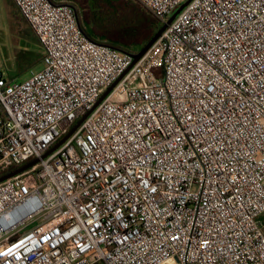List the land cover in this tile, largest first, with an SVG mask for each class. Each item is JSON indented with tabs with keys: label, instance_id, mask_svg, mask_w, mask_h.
Returning a JSON list of instances; mask_svg holds the SVG:
<instances>
[{
	"label": "built area",
	"instance_id": "built-area-1",
	"mask_svg": "<svg viewBox=\"0 0 264 264\" xmlns=\"http://www.w3.org/2000/svg\"><path fill=\"white\" fill-rule=\"evenodd\" d=\"M12 1L45 68L0 70V174L39 160L0 184V264H264V0H193L135 64Z\"/></svg>",
	"mask_w": 264,
	"mask_h": 264
},
{
	"label": "trees",
	"instance_id": "trees-1",
	"mask_svg": "<svg viewBox=\"0 0 264 264\" xmlns=\"http://www.w3.org/2000/svg\"><path fill=\"white\" fill-rule=\"evenodd\" d=\"M68 1L77 3L75 6L80 14L81 28L91 41L106 43L122 52L142 50L164 26L157 16L136 0ZM27 25L29 36L26 39V54H31L32 60L28 62V57H24L26 62L20 63L23 71L31 70L35 65L43 63L44 59V48L32 27ZM22 167L13 166L0 174V177Z\"/></svg>",
	"mask_w": 264,
	"mask_h": 264
},
{
	"label": "rangeland",
	"instance_id": "rangeland-1",
	"mask_svg": "<svg viewBox=\"0 0 264 264\" xmlns=\"http://www.w3.org/2000/svg\"><path fill=\"white\" fill-rule=\"evenodd\" d=\"M76 5L68 0H58ZM137 1V0H136ZM138 2V1H137ZM20 15V14H19ZM21 19V20H20ZM21 15L16 16L4 0H0V70L9 81L25 82L31 72H39L44 64H37L31 70L23 71L20 63L31 61V54H26L29 28Z\"/></svg>",
	"mask_w": 264,
	"mask_h": 264
},
{
	"label": "water",
	"instance_id": "water-1",
	"mask_svg": "<svg viewBox=\"0 0 264 264\" xmlns=\"http://www.w3.org/2000/svg\"><path fill=\"white\" fill-rule=\"evenodd\" d=\"M193 0H188L185 4H183L176 12L175 14L164 24L163 28L155 35V37L149 42V44L144 47L142 50H140L137 54H134V64L137 63L148 51L149 49L154 45V43L162 36V34L167 30V28L169 27V25H171V23L179 16V14L192 2ZM120 81V80H119ZM116 82L99 100V102L97 103V105L94 107V109L112 92V90L116 87V85L119 83ZM93 109V110H94ZM91 113V112H90ZM90 113L88 115H90ZM88 115L83 118V120H81L79 122V124L70 132V134H68L66 137H64L60 143L55 146L50 152H48L46 155L43 156V158L48 157L51 153H53L55 150H57L60 146H62L73 134L74 132L81 126V124L84 122V120L88 117ZM39 163V160H35L34 162H31L25 166H23L22 168H20L17 171H14L8 175H5L3 177H0V184L4 183L5 181L14 178L26 171H28L29 169H31L32 167L36 166Z\"/></svg>",
	"mask_w": 264,
	"mask_h": 264
},
{
	"label": "crops",
	"instance_id": "crops-1",
	"mask_svg": "<svg viewBox=\"0 0 264 264\" xmlns=\"http://www.w3.org/2000/svg\"><path fill=\"white\" fill-rule=\"evenodd\" d=\"M6 2V4L12 9L13 13L18 17L19 15V11L17 10L16 6L14 5V3L12 2V0H4Z\"/></svg>",
	"mask_w": 264,
	"mask_h": 264
}]
</instances>
